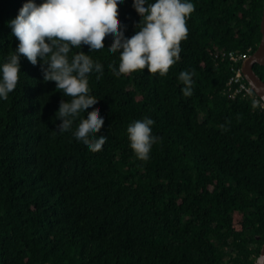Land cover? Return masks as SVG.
<instances>
[{"label":"trees","instance_id":"1","mask_svg":"<svg viewBox=\"0 0 264 264\" xmlns=\"http://www.w3.org/2000/svg\"><path fill=\"white\" fill-rule=\"evenodd\" d=\"M25 2L0 0V65L18 44L9 22ZM190 2L188 37L165 76L146 68L114 75L111 36L99 51L82 45L69 53L103 66L100 80L89 75L104 118L96 135L108 137L101 151L74 138L79 118L58 132L59 103L70 98L44 81L39 58L33 65L21 56L16 89L0 98V264L256 263L264 244V101L254 91L234 97L229 81L243 64L231 55L249 57L262 40L264 0ZM118 11L131 37L141 19L133 0ZM255 70L264 80V66ZM181 71L194 72L191 97L182 94ZM144 117L159 137L147 161L126 131Z\"/></svg>","mask_w":264,"mask_h":264},{"label":"clouds","instance_id":"2","mask_svg":"<svg viewBox=\"0 0 264 264\" xmlns=\"http://www.w3.org/2000/svg\"><path fill=\"white\" fill-rule=\"evenodd\" d=\"M121 2L123 0H42L41 3L27 0L9 22L18 44L0 65V98L7 100L9 93L16 89L21 56L33 65L39 58L44 81L55 82L56 89L70 98L59 103L58 132L71 130L79 118L72 135L90 151H101L108 137L96 135L104 125V118L99 109L93 107L98 99L89 94V75L98 73L96 79L100 80L103 66L83 51L75 52L71 58L69 53L82 45H87L89 52L99 51L105 48L104 40L111 36L108 51L119 53L118 69L109 65L114 75H128L146 68L150 74L165 76L180 60L181 42L189 33L187 21L195 11L190 0H154L151 3L133 0V7L141 17L136 24L139 30L126 38L118 19V3ZM193 75L190 71L179 73L184 97L193 95ZM250 84L251 95L258 89L253 82ZM260 100H264V95ZM260 100H254V106H258ZM90 107L92 110L87 111ZM86 111L85 118L81 113ZM153 124V119L144 117L134 120L126 129L129 146L142 161L149 159L153 145L159 142V137L152 133ZM220 128L228 131L226 124Z\"/></svg>","mask_w":264,"mask_h":264},{"label":"water","instance_id":"3","mask_svg":"<svg viewBox=\"0 0 264 264\" xmlns=\"http://www.w3.org/2000/svg\"><path fill=\"white\" fill-rule=\"evenodd\" d=\"M261 32H262V40L254 54L249 56L244 60L242 69L244 76L249 83L250 87L252 85L250 82H253L258 89V91H254L259 97L264 95V80L263 78L256 72L255 66L262 65L264 66V11L261 23ZM264 101V100H263ZM255 264H264V244L262 246L261 252Z\"/></svg>","mask_w":264,"mask_h":264},{"label":"built area","instance_id":"4","mask_svg":"<svg viewBox=\"0 0 264 264\" xmlns=\"http://www.w3.org/2000/svg\"><path fill=\"white\" fill-rule=\"evenodd\" d=\"M231 58L235 61H238L240 59H243V61L245 59H247L248 57L246 56H241V57H238L234 54L231 55ZM244 73H243V70L242 69H239L236 73V75L234 77L231 78V80L229 81V86L231 88L234 87V93H233V96L235 97L237 93H244L245 95L249 96V88L250 86L247 85V83L244 81ZM252 95V94H251Z\"/></svg>","mask_w":264,"mask_h":264}]
</instances>
